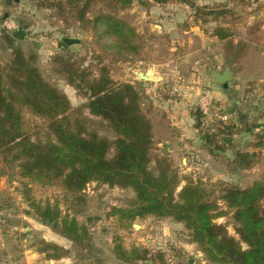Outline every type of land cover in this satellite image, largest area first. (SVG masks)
I'll list each match as a JSON object with an SVG mask.
<instances>
[{
  "label": "rangeland",
  "instance_id": "obj_1",
  "mask_svg": "<svg viewBox=\"0 0 264 264\" xmlns=\"http://www.w3.org/2000/svg\"><path fill=\"white\" fill-rule=\"evenodd\" d=\"M70 1L13 0L8 5L0 0V65L8 69L14 58L3 40L6 31L16 38V46L26 57H37L36 66L43 78L67 96L73 109L83 107L88 100L57 72L60 65L55 59L73 56L91 79H98L101 68L106 67L117 86L131 84L141 97V110L153 126L152 169L157 157H167L183 180L201 182L216 199L226 185L248 188L250 181L240 185L232 174L228 157L234 158L243 144L258 143L255 134L264 130L261 124L263 128L254 132L258 118L252 115L254 109L264 110V60L257 77L244 69L260 56L254 46H246L234 59L236 50L228 43L212 44L209 35L212 26L224 25L234 31L237 41L250 40L264 51V31H255L264 25V0H170L165 5L135 0L126 10L110 0H92L86 19L112 14L139 35V53L127 61L102 52V42L90 25L79 20L78 9ZM221 12L224 15L216 24L212 18ZM207 18L212 25L202 23ZM227 63L235 81L225 90L214 83L212 74L223 71ZM140 73L150 74L152 80L141 81ZM206 101L207 113L203 109ZM21 112L25 132L34 142L45 140L46 119L29 108H21ZM82 115L90 131L111 142L116 139L107 122L86 109ZM248 129H253L252 134L246 133ZM225 140H233V146H227L220 157L211 156L206 144H226ZM257 150H262L261 155L264 152ZM113 154L112 150L110 156ZM260 181L264 182V176ZM28 197L43 207L48 203L58 206L64 216L75 217L88 229L90 241L79 245L65 238L38 217ZM134 198L131 189L98 183L90 184L79 195L57 185L32 183L21 177L18 164L9 163L0 154V264H189L190 260L209 264L190 232L173 218L149 217L130 224L113 215L114 209L128 208ZM219 204L225 210L223 203ZM217 223L227 225L230 235L238 238L232 215ZM133 248L149 250L152 259L126 263L118 258ZM56 255L61 259L52 260Z\"/></svg>",
  "mask_w": 264,
  "mask_h": 264
},
{
  "label": "trees",
  "instance_id": "obj_2",
  "mask_svg": "<svg viewBox=\"0 0 264 264\" xmlns=\"http://www.w3.org/2000/svg\"><path fill=\"white\" fill-rule=\"evenodd\" d=\"M110 1L126 10L135 0ZM150 1L165 5L170 0ZM91 2L72 0L70 4L78 9L79 20L92 27L102 42V52H111L122 61L137 55L140 37L135 29L112 14L86 19ZM214 36L234 50V34L229 28H216ZM3 40L14 58L8 69L0 65V154L9 163L18 164L22 178L45 186L57 185L74 195L82 194L93 183L131 189L135 193L131 205L113 211L120 220L133 224L149 217L173 218L190 232L193 243L200 247L209 264H264V182L257 181L246 189L226 185L216 199L201 182L183 180L167 157H157L152 169L153 126L141 110V97L133 85L117 86L106 67L101 68L98 79H91L73 56L57 57V72L66 76L68 84L88 100L83 107L73 109L67 96L43 78L36 66V56L26 57L16 46V38L6 31ZM233 56L238 58L239 51ZM21 108H29L46 119L45 140L34 142L25 132ZM84 109L107 122L116 139L111 142L90 131L88 120L82 115ZM255 138L258 143L251 144L252 150L240 151L236 156L234 163L242 170L252 169L261 157L262 150L257 149L264 150V130ZM225 142L206 144L208 152L218 156L227 146H233V140ZM112 150L114 154L110 156ZM184 181L186 184L178 193ZM27 200L31 201L29 197ZM30 203L38 217L65 238L79 245L90 241L88 229L75 217L64 216L58 206ZM230 215L238 238L230 235L227 225L217 223ZM53 249L60 251L58 247ZM118 258L134 263L149 261L152 256L149 250L133 248Z\"/></svg>",
  "mask_w": 264,
  "mask_h": 264
},
{
  "label": "crops",
  "instance_id": "obj_3",
  "mask_svg": "<svg viewBox=\"0 0 264 264\" xmlns=\"http://www.w3.org/2000/svg\"><path fill=\"white\" fill-rule=\"evenodd\" d=\"M210 12V11H209ZM218 14V13H217ZM217 14H215L214 16H213V21H215L216 22V24L218 23V20L220 19V18H222L223 16H221V17H218L217 16ZM256 16V15H255ZM209 18H207L206 20H204V21H202V23H204V24H206V25H212L211 23H210V21L208 20ZM214 26H212V31L210 32V38L211 39H209L211 42H212V44L214 43H216L217 44V46L219 45H221L222 43H226V41H221V40H219L218 39V37H215L214 36V31H215V29L216 28H218V27H222V28H228V27H226V26H224V25H222V26H218V25H216V27L215 28H213ZM264 31V25H262V27H260V29H259V27H257L256 29H255V31L256 32H259V31ZM232 33L234 34V37H233V39H232V45H233V48H234V51L236 50V51H239V56H241L242 55V51L244 50V48L246 47V46H248V47H250V46H254V47H252V48H254L255 49V51L256 52H258V54H260V56H258V57H256L255 58V60L254 61H252L251 63H249V66H246L244 69H248V72L249 73H251V74H254V75H256L257 77H259V72L261 71V69H262V66H263V64H262V62H261V60L263 59L264 60V58H262V57H264V51H262V48L257 44V43H253L252 41H250V40H246V39H239L238 41L236 40V34L234 33V31H232ZM207 40V39H206ZM208 40V41H209ZM207 43V42H206ZM235 51V52H236ZM241 70V69H240ZM244 72H246V71H244ZM145 84V83H144ZM256 100V99H255ZM180 115H181V113H179ZM252 115L253 116H255V117H257L258 118V122H257V126L255 127V131L254 132H259L261 129H260V126H261V124H264V118H262V117H264V110L262 111V112H258L256 109H254L253 111H252ZM263 120V121H262ZM252 131H253V129H252ZM252 131L251 130H247L246 131V133L248 132V135H250V134H252ZM197 144V143H196ZM238 145V144H237ZM250 150H252V148H251V144H243L242 146H239L238 147V150L236 151V154H235V157L234 158H229L228 157V159L229 160H232L231 162H228L229 164H231V167H232V171H233V173H232V171H230L232 174H234V175H236V178H237V181L239 182V184L240 185H242L245 181H250V184H249V186H248V188L249 187H251L255 182H257V181H260L261 180V178H262V176H264V152L262 153V155H261V159H260V161H259V163L256 165V166H254L252 169H245V170H242V169H240V168H238L237 167V165L234 163L235 162V160H236V156H237V154H238V152H240V151H242V152H246V151H250ZM227 151V150H226ZM225 151V152H226ZM225 152H223V153H221L220 155H218V156H213V155H211L210 153V155L211 156H213V157H220V156H222V155H224L225 154ZM229 172V173H230ZM243 189H246V188H243Z\"/></svg>",
  "mask_w": 264,
  "mask_h": 264
},
{
  "label": "water",
  "instance_id": "obj_4",
  "mask_svg": "<svg viewBox=\"0 0 264 264\" xmlns=\"http://www.w3.org/2000/svg\"><path fill=\"white\" fill-rule=\"evenodd\" d=\"M13 0H6V3L10 5ZM18 1V0H17ZM212 78L215 84L220 85L223 87V89L227 90L230 86L235 81L234 77V71L231 68L230 63H227L224 67L223 71H215L212 74ZM139 79L141 81H150L152 80L150 74H144L140 73L139 74ZM139 229V227H136ZM189 264H194V260H190Z\"/></svg>",
  "mask_w": 264,
  "mask_h": 264
},
{
  "label": "built area",
  "instance_id": "obj_5",
  "mask_svg": "<svg viewBox=\"0 0 264 264\" xmlns=\"http://www.w3.org/2000/svg\"><path fill=\"white\" fill-rule=\"evenodd\" d=\"M203 109H204V112H205V113H207V112L209 111L207 101H206V104L204 105ZM88 187H89V186H88Z\"/></svg>",
  "mask_w": 264,
  "mask_h": 264
}]
</instances>
